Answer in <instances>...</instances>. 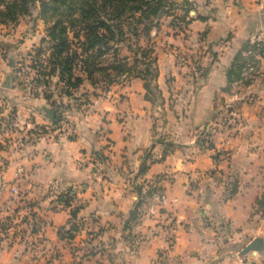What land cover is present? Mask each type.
I'll use <instances>...</instances> for the list:
<instances>
[{
    "label": "crops",
    "instance_id": "crops-1",
    "mask_svg": "<svg viewBox=\"0 0 264 264\" xmlns=\"http://www.w3.org/2000/svg\"><path fill=\"white\" fill-rule=\"evenodd\" d=\"M199 9L174 44L196 55L193 74L167 50L153 100L138 77L107 93L86 81L76 100L63 99L73 138L0 147V199H10L0 200V217L14 213L16 229L10 247L0 241V264H264V251L243 254L264 242V111L232 91L228 76L264 33V0H209ZM35 100L23 104L20 130L49 125L43 108L62 104ZM225 112L232 116L221 125ZM88 159L98 174L79 168ZM14 190L30 202L22 222ZM72 190L82 203L77 219L57 212Z\"/></svg>",
    "mask_w": 264,
    "mask_h": 264
},
{
    "label": "rangeland",
    "instance_id": "rangeland-1",
    "mask_svg": "<svg viewBox=\"0 0 264 264\" xmlns=\"http://www.w3.org/2000/svg\"><path fill=\"white\" fill-rule=\"evenodd\" d=\"M164 1L165 5L161 11V16L152 20L151 25L150 23H141V21L138 23L136 20L130 19L121 26V29L125 31L124 38L126 41L118 46V56L115 57L113 55V50L117 48V44L112 43L111 50L107 51L100 60V68L103 71L96 75L98 80L96 89L101 93H107L111 88L123 85L124 81L131 77L144 73L148 63L145 62V59H138L141 58L142 49L152 51L147 62L155 59L157 71L159 70L158 61L161 59L162 54L167 53V50H170L171 53L176 51L174 56L176 64L181 71L187 72L186 74L190 76L197 70L198 65L193 60L196 55L190 52H180L179 49L174 50L175 38L181 34L186 35L185 30L188 27V22L195 18L192 15L197 12L199 16V6L201 4L203 6L208 5L209 0H203V2H198L197 0ZM41 7L42 3L39 0L30 7V13L19 18L17 23H0V147L2 146L3 149L9 146V142L16 144L19 141L21 133L18 124L21 123L19 122L21 116L25 115L23 110L24 103L34 106V103H36L35 99L41 98L48 101L51 106L54 103L61 102V105L65 107V101L70 100L64 94L66 88L63 85L64 83L59 82L58 77L51 76V70L54 68L50 61L52 45L48 42H43L47 38L49 27L40 15ZM148 25L151 29L149 34L145 31ZM132 28L138 29L139 38L132 32ZM73 34L71 33L72 41L75 40ZM81 38L84 39L83 34ZM181 38L182 40L186 39ZM75 42L77 41L75 40ZM251 42V46L248 43L247 45L250 47L248 46L246 50H243L235 58L239 60L241 69L236 71L235 80L230 88H232V91L240 92L243 97L251 95L250 99L254 101L257 107L263 108L264 111V33L254 38ZM40 49L44 50L41 55H39ZM197 57V61H199L200 57ZM117 59L129 60V65L126 67L125 72L112 68L115 66ZM136 60L139 61L137 62ZM130 68L133 69L129 70ZM157 95L154 94L155 97ZM63 99L65 100L64 102ZM57 104L59 105V103ZM25 110H28V108L26 107ZM231 116V113L225 112L220 124H224ZM4 167L5 164H2L0 170ZM2 189L1 187L0 193ZM1 198L0 200L5 199L10 203L9 197ZM16 198L15 200L20 205V211L23 213V215L19 216L20 222H22L23 219L32 213L27 208L30 202L25 199L26 196L23 193H19ZM3 206L5 204H2L1 208ZM3 210L5 211L6 207ZM5 216L7 215L0 217L4 221L0 225V241H5V246L10 247L12 242L8 241V239L16 232V229H12L14 222L12 221L13 223L10 224L14 213H11L12 217L6 218ZM23 231L17 228L18 234L22 235ZM14 237L15 235H13Z\"/></svg>",
    "mask_w": 264,
    "mask_h": 264
},
{
    "label": "trees",
    "instance_id": "trees-1",
    "mask_svg": "<svg viewBox=\"0 0 264 264\" xmlns=\"http://www.w3.org/2000/svg\"><path fill=\"white\" fill-rule=\"evenodd\" d=\"M38 1L0 0V20H2L0 23H17L19 18L30 13V7ZM40 2L42 3L40 15L49 27L47 38L43 42L52 45L50 61L54 68L51 70V76L58 77L59 81L64 83L66 87L64 94L71 100H76L75 94L86 81H89L95 89L98 87L96 75L103 71L100 68L101 57L111 50L112 43L117 44L113 55L118 56V46L126 41L125 31L121 26L130 19L151 25L152 20L161 16L165 5L164 0H40ZM150 30V26H146L145 31L148 34ZM132 32L138 37V29L132 28ZM71 33H74L77 42L71 40ZM82 34L84 39L81 38ZM141 52V58L138 59H145L148 64L144 73H139L136 77L145 81V89L148 93L146 99L151 101L156 98L154 94L161 93L157 84L156 60L151 59L147 62L152 53L149 49H142ZM43 53L44 50L40 49L39 55ZM128 62V59H117V65L112 68L125 72ZM239 63L236 59L234 68L228 74L230 86L235 80L236 71L241 69ZM131 69L133 68L129 70ZM67 108L62 105L56 106L57 111ZM139 193L141 195L142 192ZM258 206V213L264 216V199L258 201ZM80 211L81 208L72 212V219H77ZM137 216L138 212L134 211L132 219H136ZM74 229L75 227L70 232Z\"/></svg>",
    "mask_w": 264,
    "mask_h": 264
},
{
    "label": "built area",
    "instance_id": "built-area-1",
    "mask_svg": "<svg viewBox=\"0 0 264 264\" xmlns=\"http://www.w3.org/2000/svg\"><path fill=\"white\" fill-rule=\"evenodd\" d=\"M63 84V83H62ZM64 85V84H63ZM58 118L55 123H50L46 126H34L32 130L29 132H25L24 130H20V138L17 144V148L21 149L29 144H35L38 141L44 140V139H53L54 137L61 136L63 134H68L70 137H74V128L72 123L70 122L69 114L67 112V109H59L58 111ZM217 162V160H216ZM79 168L82 170H86L88 168H91L92 171H94L96 174H98V170L96 168V164L93 160H82L78 164ZM15 194H18L17 191H15ZM19 196V194H18ZM164 198V197H163ZM162 198V199H163ZM27 208L29 209V204L27 205ZM82 208V203L78 197V193L76 190H72L71 193H66L62 196V199L57 204V211H70L75 212L77 209ZM167 231L170 232L167 236V246L168 248H171L175 245L176 239L174 235L171 234V232L174 230L173 224H169L167 226ZM253 264V263H251Z\"/></svg>",
    "mask_w": 264,
    "mask_h": 264
},
{
    "label": "water",
    "instance_id": "water-1",
    "mask_svg": "<svg viewBox=\"0 0 264 264\" xmlns=\"http://www.w3.org/2000/svg\"><path fill=\"white\" fill-rule=\"evenodd\" d=\"M43 111L46 114V118L50 123H55L57 121L58 111L54 108H43ZM264 251V242L262 240H254L251 244H249L244 250L243 254L248 255L251 252H261Z\"/></svg>",
    "mask_w": 264,
    "mask_h": 264
}]
</instances>
